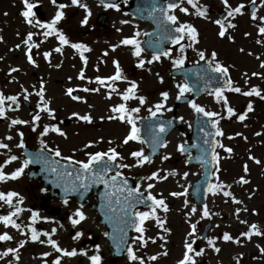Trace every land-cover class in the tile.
Instances as JSON below:
<instances>
[{"label":"snow or ice","instance_id":"6c2138e0","mask_svg":"<svg viewBox=\"0 0 264 264\" xmlns=\"http://www.w3.org/2000/svg\"><path fill=\"white\" fill-rule=\"evenodd\" d=\"M23 4V10L20 15L23 17L24 22L28 24L31 28L40 29L39 32L29 31L22 39V43L25 46L24 55L26 57L27 63L31 65L33 68H38L39 64L35 59V54L33 52L34 49H39L40 44L44 42L41 40L40 43H36L33 40L34 36H43L45 40L48 38H55L58 41V45L51 49L50 51H44L42 53L43 59L48 62L50 67L59 68L62 66L63 61H60L58 64L53 65L51 61V57L53 53H58L61 56L64 55L65 48H70L74 50V52L79 56L80 61L82 62V67L78 72L77 79L84 81L87 80L88 84H96L98 87L89 88H74L69 87L65 91V95L73 101L87 103L84 97L79 95H74L77 92L84 93H99L101 88L107 89L105 98L107 100H111L113 95L119 96L120 102L118 104L113 105L109 109V114L107 116H101L99 118L100 122L105 120L113 121L117 120L120 123L126 124L129 127V131L123 137L120 144H116L113 140H108L107 144L109 145L106 151H96V152H86L87 160H76L74 159L75 152L73 155L66 156L63 155L60 148L57 146L55 148L49 147L48 143L45 141V137H47L50 133H54L65 140L68 139L67 133L62 130L59 124H62L63 121H60L56 124L44 123L41 125V121L43 119L42 114L46 115L49 120H56V112L55 109L52 108V101L46 98V83L43 78L39 81V87L36 85H32L34 91H30L28 88H25L24 85H20L21 92L18 95H6L3 91H0V119L8 120L9 117L7 115L8 112H17L21 107V97L23 101H28L30 96L35 95L38 98L36 104V111L31 113V120H24L20 118H12L10 119V123L8 125L9 130L12 128L23 125L30 128V130L34 133L38 132L39 137V150L35 153H27L26 157L20 162V166L15 168L14 171L6 172L5 169L8 165L20 160V157L17 155L11 154V148L9 144L0 141V149H5L9 153L3 163H0V183H7L8 181H17L21 179L25 174V170L29 168L32 164H41L42 170L52 176V180L50 183H54L57 187L63 188L65 193H72L83 190L84 193H87L89 189L93 185L103 184L105 189H115L112 192L105 193V199L108 201V207L111 212L116 213L117 208L113 207L112 197L116 196L117 193H127L123 197V201L120 200L119 197L115 200V203L119 205V211L123 213L121 217H119L120 223L123 227H118L114 229V231H118L120 233L119 236V244L117 245V251L121 250L120 246L126 244L127 241V229L130 228L134 230L138 235L133 237L132 240L134 243H137L139 247H147L149 240L152 243H156L155 239L151 237L145 238V233L147 228L145 227L146 223L149 221H154L155 225L161 229L165 234L170 235L171 230L166 227L167 225V213L170 211V207L166 202L163 194H159V198L157 195H153L152 189L155 187L154 183H148L147 188L144 191H141V186L138 184L134 188L128 187L127 180L122 181V186L117 187L122 180V173L120 169H125L129 167H144L145 165H150L153 163L152 155H155L156 147H167V143L161 141L159 139V133H164L166 131V124L171 123L168 122H159L158 125V133L153 131V135L150 141H146L141 138L140 129L137 127L136 115L139 114L141 107L148 103V97L145 95L139 94L140 82L129 79V77L125 74L124 69L121 67V64L118 60H113L114 65V73L107 77L96 76L95 79L87 78L85 75V69L88 65V58L85 53H90L92 49L85 43L82 42H73L70 37L59 27L62 21L66 19V13L64 9L68 7H78L82 8L85 12L84 18L81 20V25L85 26L88 24L89 17L92 15L91 10L89 9L86 3H82V0H70V4L65 3H57V0H50V2L56 7V12L54 16L48 20L44 21L37 17V12L35 9H38L40 6L34 0H21ZM190 5L194 10V13L189 12L188 7L181 6L184 3ZM223 5L224 15L222 18H217L214 21H211L218 27L217 36L221 39L227 37L230 42H235L234 37L230 33V29L234 30L237 27L236 23L233 21L237 16H242L245 14L244 10L246 5L240 3L236 6H233L230 3V0H220ZM105 8H114L116 11H119V5L116 3H105L104 0H101ZM257 4V0H251V5L254 7ZM261 7H264V0H262ZM179 10L181 13L185 15L194 14L195 16L209 20V9L207 6L200 3V0H170L167 3L166 8L156 9L153 7L152 12L159 10L163 14V18L161 23L165 25V32L162 34L161 38L158 40L156 44L149 43L150 47H158L159 43L164 42L165 40L170 41L172 45L178 46L177 51L179 53L178 56H172V50H161L154 52L152 58L149 60H145L142 58V53L144 49L141 47L140 41L137 37L140 35L139 32H136L133 37L125 38L120 41V44L112 46V51H115L116 48L123 46H130L132 49V55L137 58V62L135 67L137 69L146 70L151 73V69H146V64L151 65L154 62H158L161 60V57L171 59V62L176 68H183L185 64L186 51L187 49H192L193 52L199 57L200 61H205L207 64V71L211 73H216L220 78H223V83L221 86L215 87L209 92V95L215 98V102L220 104L222 108L226 111L227 116L225 117L222 113L215 111H208L200 104L196 103L194 100L189 101V106L194 110L195 113L201 114L204 117L208 118L205 126L210 124L211 128L214 129V132L205 131V126L200 128V131L204 132L205 137L212 136L213 139L211 141L205 139V144H210L211 153L210 159L207 158V151L203 154V158L198 157L197 159L200 161L201 165L212 164L214 173H219L221 171L219 165L221 156L216 151L217 148L223 149L225 153L232 154L233 148L226 147L223 143H221L216 137H224L225 133L220 127V121L222 119H231L236 117L239 122L243 123L247 118L248 114L254 111L253 104L251 102L247 105V110L241 114H238L235 109L230 105L226 92L238 93L245 97H258L261 100H264V92L261 91L259 87H251L247 91H242L239 86H235L229 75V68L232 65H225L218 59V53L216 51H212L210 54L207 53V50H201L197 47L200 44V33L198 29L192 24L188 22H181L178 17L173 14L176 10ZM151 15V13H150ZM251 20L256 21L257 27V35L260 39H257L255 42L258 45L264 47V16H258L256 11L251 12ZM121 23H128V21H121ZM120 31V29H117ZM19 35V33H18ZM145 35H151L149 33H145ZM245 37L251 35V33L245 32ZM187 41V43H184ZM3 37L0 36V43H3ZM21 48V44L15 45V49H10L9 51L19 50ZM240 53H245L244 48L239 49ZM104 56L108 55V52L103 53ZM247 55L251 56L253 53L248 52ZM210 57V58H209ZM3 57H0V60H3ZM257 60H261L260 56L256 57ZM103 61H101L102 63ZM260 68L264 69V60H261ZM73 67H75L73 65ZM99 71V68L96 69ZM21 71L18 67H10L7 75L9 77L12 76V73H19ZM161 84L164 83V79L157 72L155 73ZM199 75V74H197ZM244 77H248V73H243ZM252 76H259L264 78V75L260 73L253 72ZM71 80V77H69ZM16 82L15 78L9 80V83ZM248 83V80L245 79V84ZM120 84H125L126 87L121 89L119 87ZM178 89V95L176 96L177 100H180L181 97L185 95V93L192 92V88L189 87L187 82L176 85ZM160 100L154 103L147 110L151 114L152 117H156L157 114H163L162 110L166 108V102L169 99V93L167 91L160 92ZM135 101L139 106L131 107L130 102ZM92 105H89V108H92ZM168 112H171L172 108L166 109ZM72 116L77 120L81 121L87 125H94L96 123V118L92 115L91 112H86L84 114H80L77 112H73ZM183 120V117L179 118ZM247 127V125H245ZM17 135L20 138L19 143L16 145L18 148H25L24 143V132L18 131ZM256 136H264L262 132H256ZM236 136L242 137L245 141L247 137L243 136V133H236ZM229 140L235 139L233 136L227 137ZM5 140L11 141L13 137L11 135L5 136ZM103 137L96 141H90L84 144L83 149L81 151L94 148L96 144L103 143ZM130 142H137L139 144L149 143L153 148L152 155H146L143 149L134 150L130 152V157L133 160L131 165L124 163L125 156L118 151L119 148L123 146H127ZM115 145V146H113ZM196 145H193L195 147ZM177 151L181 154H184L186 149L184 144H180L177 146ZM250 151V150H249ZM3 155V153H0ZM58 158V159H57ZM169 155H164L162 157L163 161L169 160ZM191 160V156L188 157ZM249 160L253 161L257 165H264V161L257 159L255 156L249 155ZM62 161H66L67 163H61ZM71 166H78L72 167ZM244 175L240 176L238 180H236V184H239L241 187L245 185H249L251 181L247 178L249 174V167L247 164L243 165ZM113 173L112 175H109ZM179 173L175 170L167 172L165 175H161V171L152 172L151 175L144 177V179L148 181H164L169 178V176H177ZM188 173H183V178L186 180L188 177ZM119 178V179H118ZM215 183H208L205 189L206 193L215 197L218 195L223 196L225 199V203L231 202L234 205H243L244 201L238 199L233 192L231 191L232 185L226 184L220 180L218 175L215 176ZM183 189L182 191H174L170 192L169 195L175 198L184 197L183 208L188 211L185 213L186 223L189 224V230L184 239L183 248L184 252L182 258L177 261V264H200L198 258L205 256L206 250L211 249L214 253L219 254L222 249L217 246V240L220 239L224 243H233L237 245H241V238L247 241H251L253 237H261L264 238V229H262L256 223H249L248 220L240 219L241 212H248L249 209L245 205L244 207H237L234 209L232 215L238 220V222L242 225L247 226V230L243 231L239 234V236L234 237L231 233L225 231L223 232L221 237H210L206 235L198 234V225L201 220H212L214 216H219V213L212 212L209 209L207 203H204L202 208L198 209L196 205L189 206V200L187 199L189 193L188 188L192 187V185H188L185 187L184 185H180ZM199 186L197 187V191H199ZM42 192H46L47 189H41ZM257 189H252L250 194L248 195V199L251 200L253 196H255ZM147 193V194H145ZM24 197L20 195V193L16 191H0V204L7 205L10 209H12L7 215H0V224H3L5 228H12L20 232L22 236L26 238L20 240L18 242L17 247H8L4 251H0V260H3L7 257H11L12 260L19 264L20 261V250L25 247V245L29 242L31 243H39L50 246L55 253L59 255L51 261V264H61V260L63 257H76V256H86L90 261V264H102V257L100 255V246L96 245L94 255L89 256L86 251H77V249L73 248L68 250L66 248H62L59 242L53 237L55 236L57 229L52 228L51 231H39L37 230L35 225L40 219V214L38 212L32 211L30 217V223L25 225L28 231H21V224L17 223V219L20 214L26 211L20 205H23ZM63 203L67 206L69 201L67 197L64 198ZM143 204L148 209L146 211H136V206ZM27 211H31L28 209ZM160 212H163L165 215L162 217L159 215ZM199 212V219L195 222L192 221V217L196 216ZM252 215H259V213L253 209ZM46 219V218H44ZM88 219L85 211L84 204H80L71 214L68 216V220L70 221L71 227L73 229L80 226ZM63 227V225H61ZM214 227L219 228L220 225H215ZM84 233L82 231H76L73 235V240H79ZM105 237L109 236L108 232L104 233ZM42 237L46 239H42ZM115 239V237H113ZM159 239L167 242L165 236H160ZM14 237L10 235L8 232H3L0 234V242H9L13 241ZM198 241L206 242V248H199L197 245ZM163 247V245H162ZM259 250L261 256H264V247H261L260 244L256 245ZM127 256L129 261L137 262V264H145V260L137 256L136 251L132 246H128ZM52 255V253H44L43 256L47 257ZM162 256H167V251H163L160 253ZM242 254H238L236 257H233L235 264H240L242 260ZM151 261H156L158 259L157 255H153L148 257ZM12 260H9L8 264H12ZM47 264V262H46Z\"/></svg>","mask_w":264,"mask_h":264},{"label":"rangeland","instance_id":"374dc122","mask_svg":"<svg viewBox=\"0 0 264 264\" xmlns=\"http://www.w3.org/2000/svg\"><path fill=\"white\" fill-rule=\"evenodd\" d=\"M38 3H41L43 5V10L46 12V17L51 18L54 16L56 12V7L50 2V0H36ZM236 1L241 0H231L232 3H235ZM200 2L208 6V2L213 3V5L218 6L220 1L219 0H200ZM57 3H65L70 4L69 0H57ZM82 3H86L89 7V9L92 12V15L89 17L88 24L93 23V20L95 16L99 13V10L95 6V4L92 1L89 0H82ZM10 3L1 2L0 1V21L3 25L6 27V30L10 27L12 28L9 31H6L5 33V39L7 40V47L12 44L18 43V41L13 38L17 37L15 30L17 26V16H15L16 10L20 9L22 6L21 4L17 3L15 7H10L8 5ZM182 6H188L185 3ZM66 13V19L64 20L63 25H59V27L69 36V34L72 35L70 37L71 40L73 39H83L84 41L85 36L84 29H88L85 25L83 26L84 29L79 28L81 25L80 22L85 16L84 10H80L78 7H68L64 9ZM14 16V18H13ZM13 19V20H12ZM124 21L117 15H110V21L108 22V26L106 29H98L100 32H97V41H93L91 37L87 38L86 40H90L87 45L92 49V52L90 54V60H95L97 58L98 52L103 49V51L108 52V55L102 58L103 62L98 67L99 71L95 72V76H101V77H107L111 74L112 71V64L113 60H118L121 64V67L124 69L125 74L129 77V79L136 80L140 82V89L139 94L145 95L148 97V103L141 107V110L138 115L140 116H147L150 115L148 112V108L151 107L154 103L158 102L160 100V92L161 91H167L169 93V99L166 102V108L165 110H162L164 116H169L171 112H168L166 109L171 108L173 99L177 95V92H175V80L166 81L165 74L161 71L162 70V63L160 62H154L151 65L146 64V69L150 68L151 73H149L146 70L137 69L135 67V64L137 62V58L130 54L129 51H125V48H128L127 46L121 45L120 47L116 48L115 51H112V46H115L117 44H120V40L123 38H126L128 36H133L136 32H139L142 34V32L145 31L146 27H137L134 26H126L120 31H117L118 29V22ZM63 22V21H62ZM79 25V26H78ZM206 23H200V26H206ZM82 27V26H81ZM203 33V31H200V35ZM204 34V33H203ZM81 38H76V37ZM140 37V35L137 37V39ZM131 38V37H129ZM42 40V39H40ZM40 43V42H39ZM207 44L209 45V41L204 40L201 42V45L203 47L201 48H207ZM41 45V44H40ZM44 45H41L39 48L40 54H42L44 50ZM224 48H227L229 50V53H227L228 61L235 65L238 68L237 74L241 69L244 68V57L237 52V44L234 45H224ZM226 52L223 51V55ZM39 54V55H40ZM74 55V53H72ZM196 55V54H194ZM197 56V55H196ZM150 56L143 53L142 58L145 60H149ZM40 59V58H39ZM75 60V59H73ZM241 60V62H239ZM39 62V66H40ZM72 65L75 66V68H78L76 66V62L72 63ZM114 69V66H113ZM254 70V69H252ZM71 71V70H70ZM48 68L47 66H40L37 69V80L41 78L44 79V81L48 78ZM65 70L63 69V72L58 71V73L51 72L50 74L53 76V78H58L60 80L63 79V75ZM159 73L160 76L163 77L164 83L161 84L156 77L155 73ZM262 75H264V69L261 68ZM76 72L71 71L70 76H74ZM234 76V75H233ZM234 79L239 82L242 80L241 78H237L234 76ZM75 80V78H73ZM257 79H253L250 82H254ZM166 81V82H165ZM53 81H50V83L45 81L46 83V98L50 99L52 101V108L55 109L56 112V119H60L62 117H68V118H75L72 116L73 112H77L80 114H84L86 112H91L92 115L96 118V123L94 125H84L81 126L80 121H74L73 125H70L68 128L66 127L65 132L68 135V139L64 138H57L53 135H48L45 137V141L48 143L49 147L55 148L59 147L62 149L63 153L73 154L75 152V156H79V160H87L86 152L92 151L94 148L97 149V146L100 145L96 144L94 148L87 149L84 151H81L80 149H83L84 144L88 143L90 141H96L99 140L102 137L105 140H113L116 142V144H120L123 137L127 134L129 131L128 125H122L119 123V121L113 122L110 125H107L106 127H96L97 122L99 121V118L104 115L103 109L105 108V105H115L120 102L118 96L113 97L110 101L107 103H104L101 101V96L99 93H88L84 95V99L87 101V103H80L71 100V98L67 97L64 92L65 88L62 89V84L64 81L62 80L61 84L59 86H55L52 84ZM264 83V78H261L259 80V84ZM167 84L169 87H167ZM67 87H75L79 86V83L76 81L69 82L67 84ZM37 88L39 87V83L36 85ZM122 86L126 87L125 84H122ZM21 99H23L21 97ZM29 99L32 102H37L38 98L34 96H30ZM229 103L232 107L235 109L238 108L239 105L247 104L249 101H243L239 98L229 97L228 98ZM196 103L203 106L208 111H215L221 113L222 106L220 104H217L215 102V98L211 95H204L199 100L196 101ZM35 105V103L32 104V107ZM89 105H92V108H89ZM130 105L137 107L139 106L137 102L132 101L130 102ZM192 108L190 106H183L179 108L177 112V117H183V121L190 120L192 117ZM36 111V108L33 107L32 111L29 113L24 108H20L19 111L15 113L8 112L7 115L9 118H20V119H31V113H34ZM43 119L40 122L41 125L44 123H49V119L46 115L42 114ZM255 116L259 117L258 119H250L247 121H244L243 123H239L235 121L232 118V121L229 122V125H221L222 130L225 132V136L223 137L222 143L227 146L233 148V155L238 156L237 160H230V159H224L221 158L220 160V169L221 171L219 173H216L220 177V180L223 181L226 184L232 185L231 191L233 194L240 200L244 201L243 205H234L231 202L225 203V199L223 196H209L208 198V206L210 211L219 213V216H214L212 220H210L213 224V228L210 231V237L214 236L216 234H223V232L227 231L230 232L232 235H235L234 233L237 232L239 229L244 230L247 228L246 225H242L238 222V220L235 218V216L232 215L233 211L237 207H244L245 205L248 207V212H241L240 219L248 220L249 223H256L260 227L264 228V196L260 193V195L253 196L251 200L248 199V195L250 194L252 189H256V185L259 187V189L263 192L264 189V174H262L264 170V165H257L253 161L249 160V155L255 156L257 159H260L264 161V136H256V132H262L264 133V106L255 114ZM9 124V123H6ZM247 125V127H245ZM24 132V140H30L32 143H35L39 145V137L38 132L31 133L29 130L26 129V127H22L21 129ZM243 133V136L247 137V140L245 141L242 137L236 136V133ZM7 135V133H6ZM8 136V135H7ZM13 139L11 141L5 140V143L9 144L11 148V154H14L13 152L17 151L16 145L19 143L20 138L18 136H15L14 134L11 135ZM233 136L235 139L229 140L227 137ZM111 137V138H110ZM183 138L180 134L177 132H172L168 139H167V147L163 148L159 156H157L153 163L150 165H145L144 167H129L126 168V170L129 172V174H132L133 176L136 175H143V176H149L152 172L155 171H161V175H165L169 171H177L179 175L177 176H169L167 180L164 181H148L146 180L144 184L142 185V189H146L148 183H154L155 187L151 190L153 195H157L159 198V194L162 193L164 198L166 199V202L168 203L170 207L169 213H167V225L171 230L170 235H164L166 237V243L164 242H156L155 244H150L149 246V253L153 255H159L163 251H167L168 255L161 257L160 261H157L155 264H177V261L182 258L184 248L183 243L184 239L186 237V234L189 230V224L186 223V217L185 213L188 211L187 209L183 208V202L184 197L175 198L169 195L170 192L174 191H182L183 189L180 187V185H184L185 187H188V185H191L198 177H199V170L197 168H186L185 166V158L182 157L179 152L177 151V146L183 142ZM105 142H103L104 144ZM40 146V145H39ZM132 149L140 150L142 148L139 147L136 143H130L127 146H123L121 148L122 152L121 154L125 156L124 162L131 165L133 161H130L129 158V151ZM120 150V151H121ZM250 150V151H249ZM95 151V150H94ZM9 153L7 150H5V158ZM16 155V154H14ZM164 155H169L170 159L167 161H163L162 157ZM247 164L249 167V174L247 175V178L251 181L249 185H245L241 187L239 184H236V180L239 179L240 176L244 175L243 172V165ZM16 162L12 165L15 166ZM7 172H10L7 169ZM187 172L189 175L187 179L185 180L183 178V173ZM216 182V180H214ZM36 184L29 183L24 176L21 177V180L17 181H8L7 183H2V186L0 188V191H16L20 193L21 196L24 197V203L23 205H20L24 209H27L30 203H32V200L34 199V196H42L40 191L36 188ZM146 187V188H145ZM190 187L188 188L189 191ZM44 197V195H43ZM189 200V206L191 207L192 203L190 201L189 195L187 197ZM69 208L74 211L76 208L73 207L72 204H69ZM255 209L259 215H252V210ZM11 209L7 205L0 204V215H7ZM88 219L83 222L82 225L77 226V228L73 229L71 227L70 221H68V230H73L74 234L76 231H82L84 234H100L102 231L101 229H98L96 223V218L88 212V210H84ZM159 215L162 217L165 215L163 212H160ZM31 217L30 211H24L21 213V220L20 224L21 227L24 223H27L28 218ZM41 219L42 216L40 215ZM199 219V212L196 216L192 217L191 222H195ZM208 220H201L200 222V228H198V234H200V229L202 226L207 222ZM150 224V232L149 234H165L160 233L162 230L159 231V228L155 226V222L149 221ZM220 225L219 228L214 227L215 225ZM34 226V225H33ZM35 227V226H34ZM52 228H56L53 223L48 222L46 229L44 231H51ZM92 228V229H91ZM87 229H91L89 232H86ZM68 230L64 231V242L60 243L61 247L68 248H76L78 245L79 240H73L72 237H67L66 234H68ZM8 232L9 234H14L17 230L12 228H5L3 224H0V234L3 232ZM56 234H60L59 230H57ZM25 236H22L21 234H15V240L17 243L20 240L25 239ZM42 239H46L42 237ZM53 239L57 240L54 236ZM258 244L262 245L260 242ZM163 245V247H162ZM218 245H224L225 253L219 255L217 258H215L216 253H214L212 250H206L205 256L198 258L200 261V264H204V259L209 260L206 264H235L233 257H236V255L241 254L245 252L249 248V246L241 247V246H234L230 247V243L224 244L222 240H219L217 242ZM100 247H104L101 245ZM206 248V242L204 245H202L200 248ZM77 251H86L89 256L96 254L95 249L90 250H80L79 247L76 248ZM71 250V249H68ZM52 253V255L44 257V253ZM231 252V255H228V253ZM254 252V251H253ZM59 255V254H58ZM57 257V254H55V251L47 245L39 244V243H27L25 247L23 248L21 252V260L24 264H43L44 261H48L52 258ZM61 264H90V261L87 259L86 256H76L72 258L63 257Z\"/></svg>","mask_w":264,"mask_h":264},{"label":"flooded vegetation","instance_id":"af4514ba","mask_svg":"<svg viewBox=\"0 0 264 264\" xmlns=\"http://www.w3.org/2000/svg\"><path fill=\"white\" fill-rule=\"evenodd\" d=\"M128 1L129 0H121V2L119 4V8H120L119 11H116L114 8H105L104 6H100V9H101L102 12H105L107 17L111 13H113L115 15H119L120 14L119 12H121V9L126 5V3ZM245 2H247V4H245ZM230 3H231V1H230ZM242 3L246 5V8L244 10L245 14L242 15V16H237L236 19L233 21V23H237L239 25L243 24V29H244L243 34L245 32H248V33H251V35H249L247 37H244L242 39V41H241V40L237 39V36L231 34L234 37V41H235L234 43L230 42L227 39V37H225L224 39L219 38L217 36L218 27L214 23L211 22V21H214L215 19L220 17L219 13H223L222 14V17H223V15H224L223 5H219L220 7H213V6H209L208 7V9H209V17H210L208 23H206L204 21V19L199 18V17L195 16L194 14L185 15L184 13H181L178 9L173 14H175L181 22L192 23L198 29L199 33L202 30L204 34L201 33V35L199 36V39H200V43L203 42L204 40H208L209 41L208 48L206 49L207 53L210 54L212 51H216L218 53V59L221 62H223L225 65H228V58H225L224 55H223V48H224L223 46L224 45L236 44L237 42H239L241 46L244 44L245 47H246V49H245L246 55H247L248 52H251V53H253L252 56H254L255 58L257 56H259L258 52H260L261 47H262L261 45H258L255 42L257 39H260V37L257 35V31H258L257 27H256L257 22L251 20V12L248 11V7L251 5V0H242ZM261 3H262V0H257V4L255 5L254 10H253V11H256L258 16H261ZM188 8H189V12L190 13H194V10L191 7H188ZM129 21H130L131 24L133 23V21H131V20H129ZM200 23H206L207 25L206 26H200ZM117 25H118V29H122V28H124L126 26H130L129 23H121V22H118ZM91 29H94V28L91 27L90 29H88V31H89L87 33L88 36L90 35V30ZM35 30H36L35 28H31L30 27L29 30H26L24 33L19 34V38H20L19 41L22 42V39L24 37H26V35H27V33L29 31H33L34 32ZM231 32L232 31H230V33ZM5 33L6 32L4 30L0 31V36L3 37V41H4L3 43H0V57L4 58L3 60H0V91H3L6 94V74H7L6 72H7V70H10V66L12 65V62H15L16 60H18V59H20L22 57V53L21 52H23V54H24L25 46L23 45V43H21V48L19 50L7 51ZM34 38L36 39V36L33 37V40H34ZM15 45H17V44H14L11 49H15ZM21 49L23 51H21ZM200 49L201 50H205V48H200ZM124 50L125 51H129L130 49L129 48H125ZM186 52L189 53V63L190 64H194L196 61L199 60V57L192 56V54H191V53H193L192 49H187ZM238 52H239V50H238ZM240 54L244 57L243 53H240ZM178 55H179V53L177 51V48L172 49V56L176 57ZM103 56L104 55L102 53V57ZM161 60H162V64H163L162 65V71L165 73L167 71L166 61L168 62V60H171V59L161 57ZM244 61L246 63L245 68H248V69H254L255 68L254 65H252V64H254V62L252 60L251 61H247L246 58H245ZM248 63H250V64L248 65ZM18 67H20V66H18ZM63 68L65 69V71L68 70L65 66H63ZM80 69H81V67H80ZM67 73H68V71H67ZM248 77H254V76H252V72L248 73ZM92 85H95L96 87H98V85H96L94 83L93 84H88L87 87L93 88ZM101 90H103V94H106V90H104L103 88H101ZM79 93H81V92H79ZM103 96H105V95H103ZM7 122H9V121L8 120H4V119H0V141H3V142H5L4 137H5L6 128L9 130V127H8L9 124H6ZM11 130H12V133H14V134H17L18 131H21L18 128V126L12 128ZM25 144L30 149H36V148L40 147L37 144L32 143L31 141H29L28 143H25ZM17 149L18 150L13 152V153L16 154L18 157H20V160L16 161V165L12 168L14 170H15V168L20 166V162L23 160L22 155H21V148L17 147ZM0 153H3V155H0V163H3V161L5 160V151H4V149H0ZM14 163H12V165ZM5 171H6V169H5ZM25 171H27V169ZM1 184L2 183H0V185ZM47 196H48V194H47ZM50 200H51V202H56V205H58V204L61 205V206L63 205V202L60 203V201H57L55 199H50ZM59 224L63 225L64 222H59ZM99 227H100V229H102V233L103 234H84L83 238L86 241V243L81 248H88L89 247L90 249H93V248L96 247V245H101L103 243V241H105L104 233L106 232V229L103 226H101V225H99ZM145 227L147 228L146 232H148V230H149L148 225H145ZM137 235L138 234H136V233L135 234H131V239L133 237L137 236ZM148 235L149 234H145V238L148 237ZM63 237H64L63 234H59L58 239L59 240H63ZM90 239H92L94 241V245L93 246H90L89 243L87 242ZM130 246H132L134 248L133 240L131 241ZM104 250H105V253L109 254L108 246L104 247ZM101 257H102V259L104 258V253L101 254ZM9 260H12V258L11 257H7V258L4 259V261L0 262V264H8ZM118 263L119 262H116L115 264H118ZM12 264H16V262L14 260H12ZM19 264H23V263L21 261H19Z\"/></svg>","mask_w":264,"mask_h":264},{"label":"water","instance_id":"95a60500","mask_svg":"<svg viewBox=\"0 0 264 264\" xmlns=\"http://www.w3.org/2000/svg\"><path fill=\"white\" fill-rule=\"evenodd\" d=\"M144 1L146 2L147 0H135L134 5L141 7L144 4ZM159 3V0H149V5L152 6V4L157 5ZM155 29L158 28V23L154 24ZM161 51V50H160ZM172 74V72H171ZM203 78L201 75H191L187 79V82L189 84V87H191L194 91L195 94H193L191 97L183 100H178L175 103V107L180 103H188L192 98L199 96L203 91L207 89V84L203 82ZM171 121V123L166 124V131L164 133H159V139L163 142H165V137L168 135L170 131L173 129H177L180 132L181 131V123L179 121H175L174 117L170 119H163L160 116L156 117H151L145 120H141L140 123V135L141 138L150 141L151 137L153 135V131L158 133V125L159 122H168ZM208 121L207 117L202 116L201 114L195 113L194 120L188 123V126L190 128V132L186 135V138L190 141H192V144L190 146H185V154L190 153L191 160L188 159L187 166L195 165L201 167V177L199 180H197L193 185L192 188L189 192L191 195L193 202L196 206L203 205L205 203L206 199V187L207 184L210 183L211 181V170L213 168L212 164H207V165H201L200 161L197 159L198 157L203 158V154L207 151L208 156L207 158L210 159V153H211V148L210 144H205L204 141L205 139L211 141L213 139L212 136L205 137L204 132L200 131V128L202 126H205L206 122ZM205 131L207 132H214V129L211 128L210 124H207L205 126ZM193 145H196L193 147ZM146 148L148 149V155H152L153 153V148L150 146L149 143H145ZM162 147H156L155 148V155H152V158L156 156L159 153V150ZM34 166H37L39 168V171L34 174V177L37 179H40V181L44 184L46 188H48L50 191L52 190H57L59 192V196L64 198V197H71L72 195L75 196L76 200L80 203L84 197L89 194L90 192H95L97 185H93L87 193H84L83 190L81 189L80 191L77 192H72V193H65L63 188L57 187L54 183H50L49 181L52 180V176L45 171L42 170V165L41 164H33ZM72 167H70L69 170H71ZM120 186H122V182L119 183ZM119 184L117 187H119ZM199 186V191H197V187ZM110 192L115 191V189L109 188ZM66 195V196H65ZM115 196L112 197L113 200V207H118L115 203ZM106 203V202H105ZM108 204V201L107 203ZM145 207V205L140 204L139 208Z\"/></svg>","mask_w":264,"mask_h":264}]
</instances>
